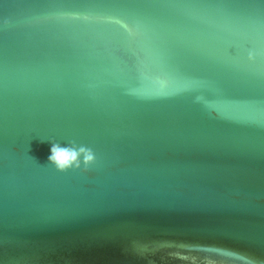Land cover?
Segmentation results:
<instances>
[{
	"label": "water",
	"instance_id": "1",
	"mask_svg": "<svg viewBox=\"0 0 264 264\" xmlns=\"http://www.w3.org/2000/svg\"><path fill=\"white\" fill-rule=\"evenodd\" d=\"M0 264H264V0H0Z\"/></svg>",
	"mask_w": 264,
	"mask_h": 264
},
{
	"label": "clouds",
	"instance_id": "2",
	"mask_svg": "<svg viewBox=\"0 0 264 264\" xmlns=\"http://www.w3.org/2000/svg\"><path fill=\"white\" fill-rule=\"evenodd\" d=\"M49 143L51 144V147L48 161L52 163L58 170H66L74 164L78 166L77 158L81 154L84 155V161L86 164L93 160L91 151L83 147L77 151L69 147H62L50 141Z\"/></svg>",
	"mask_w": 264,
	"mask_h": 264
}]
</instances>
